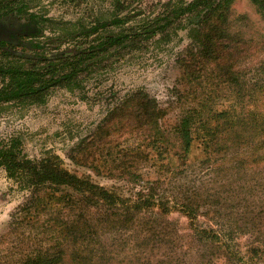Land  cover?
Here are the masks:
<instances>
[{
    "label": "rangeland",
    "instance_id": "rangeland-1",
    "mask_svg": "<svg viewBox=\"0 0 264 264\" xmlns=\"http://www.w3.org/2000/svg\"><path fill=\"white\" fill-rule=\"evenodd\" d=\"M165 1L28 0V4L30 11L44 19L40 41H45L47 51H57L61 41V49H84L96 44L91 41L111 29L120 31L121 27L109 25L105 29L101 25L116 16L129 17L127 25L137 26L142 19L163 12ZM233 15L239 25L235 30L241 28L247 37L263 43L249 45L246 56L241 58V49L235 48L230 59H234L236 69L244 67L253 77L252 83H263L264 18L251 0H235ZM97 24L100 30L96 34L84 35L86 29ZM74 31L80 36L74 38ZM190 42L188 29H173L169 40H143L136 47L131 44L108 51L82 76L80 87L57 86L41 103L0 104V140L18 137L26 157L38 160L57 156L70 172L89 176L106 187L115 185L119 192L130 196L139 186L118 169L127 163L144 179H160V191L170 197L173 206L163 218L150 213L149 220L104 224L97 232L92 230L93 234L86 232L84 244L79 245L75 242L77 236L72 242L61 238V224L56 220L61 216L57 209L20 211L31 194L30 189H21L0 166V261L18 264L36 250V243L49 246L52 239H57L56 242L59 239L68 243L65 264L80 262L76 251L91 264H100L101 251L105 253L102 259L105 264H210L208 259L216 257L221 248L207 247L201 239L193 237L195 226L184 210L191 203L198 225L215 229L223 241H230V247L238 251L243 261L264 264V246L260 256L251 251L261 239L264 241V160L234 153L203 163L191 154L189 160L194 163L190 166H183L182 161L168 166L167 159L163 162L149 159L145 150V160V151L133 148L128 159L123 150L138 141L131 137L132 129L138 130L137 134L148 133L150 139L159 133L136 126L135 102L126 103L116 110L114 118L109 117L129 96L141 90L149 93L165 113L163 128L170 139V154L178 152L179 147L173 145L176 142L173 126L185 109L193 105V99H207L205 103L219 106L231 98L229 86L216 80L190 94L191 85L182 76L177 61ZM16 51L25 56L35 53L23 44ZM249 97L257 105L254 108H264V98ZM121 120L127 127L113 129ZM225 261L220 259L217 264Z\"/></svg>",
    "mask_w": 264,
    "mask_h": 264
},
{
    "label": "trees",
    "instance_id": "trees-1",
    "mask_svg": "<svg viewBox=\"0 0 264 264\" xmlns=\"http://www.w3.org/2000/svg\"><path fill=\"white\" fill-rule=\"evenodd\" d=\"M234 1L167 0L163 12L142 19L137 26L127 25L129 17L116 16L109 22H103L101 25L104 28L110 25L121 27V30L111 29L103 37L93 39L91 42L97 43L89 47L61 49V41L57 51H47L45 41L39 39L44 33V19L30 11L28 0H0V104L41 103L49 91L57 86L70 89L80 87L82 76L89 73L95 62L108 51L131 44L136 47L143 40H169L173 29H188L191 42L177 61L182 76L191 85L190 94L196 88H204L206 83L216 80L218 84L229 86L231 98L219 106L209 99L211 104L205 103L207 99H193V105L185 109L174 123L176 142L173 145L179 147V150L170 154V139L163 128L165 113L149 93L142 90L134 93L113 110L109 117L114 118L118 113L116 110L126 103L135 102L138 109L136 126L154 130L159 135L150 139L148 133L137 134L135 132L138 130L132 129L131 137L138 138V141L123 150L124 154L129 159L133 149L142 152L146 150L149 159L161 162L167 159L168 166H176L175 161L190 166L194 163L189 160L191 154L203 163H212L234 153L244 157L254 155L263 161L264 108H254L257 105L247 96L264 98V81L252 83L253 77L246 73L244 67L237 66L236 69L234 59H230L233 49H241V58L246 56L245 51L249 45L263 42L247 37L241 28L234 29L238 25V19L233 17ZM251 1L264 18V0ZM99 26L97 24L86 29L84 35L89 37L96 34L100 30ZM79 34L74 31L73 37L77 38ZM22 44L35 53H27L26 56L18 54L16 49ZM249 106H253L252 109ZM124 126L121 120L112 128L120 130ZM20 145L18 137H12L9 141L0 140V166L5 168L9 178L17 182L21 189H30L31 192L19 210L25 212L38 209L44 212L49 208L57 209L61 216V219H56L61 224V238L66 241L72 242L73 237L77 236L75 242L84 244L86 232L93 234L92 230L97 232L104 224L149 220L147 216L150 213H158V217L163 218L162 215L173 208L170 197L160 191V179H144L141 173L128 167L127 163L118 169L128 180L139 186L130 196L119 192L115 185L106 187L94 182L89 176L70 172L62 166L57 156L49 155L38 160L26 157ZM155 183H159V186H154ZM189 204L191 206L186 204L184 210L195 226L193 237L201 239L207 247L216 245L215 248H221L216 257L208 259L210 264H217L224 258V264H249L239 257L238 251L230 247V241L226 243L221 239L215 229L198 225L194 206ZM55 240L52 239L49 246L36 243V250L28 253L18 264H65L68 243ZM262 246L264 241L261 239L260 244L251 247L255 256H260ZM74 253L79 257L78 264H91L82 259L79 251ZM172 255L175 257V252ZM98 256L100 264H105L106 260H102L105 253L101 251ZM0 264L6 263L0 261Z\"/></svg>",
    "mask_w": 264,
    "mask_h": 264
},
{
    "label": "flooded vegetation",
    "instance_id": "flooded-vegetation-1",
    "mask_svg": "<svg viewBox=\"0 0 264 264\" xmlns=\"http://www.w3.org/2000/svg\"><path fill=\"white\" fill-rule=\"evenodd\" d=\"M6 24H7V26H9V27H10V23H9L8 21L6 22Z\"/></svg>",
    "mask_w": 264,
    "mask_h": 264
}]
</instances>
